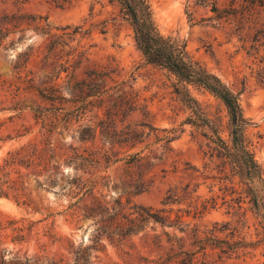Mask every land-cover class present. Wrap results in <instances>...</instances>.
I'll return each instance as SVG.
<instances>
[{"label": "rangeland", "instance_id": "rangeland-1", "mask_svg": "<svg viewBox=\"0 0 264 264\" xmlns=\"http://www.w3.org/2000/svg\"><path fill=\"white\" fill-rule=\"evenodd\" d=\"M152 2L161 30L239 94L264 166V0ZM108 68V92H81ZM178 86L145 58L119 0H0V167L28 200L0 195V246L58 264H264V241L239 254L213 242L231 230L213 233L216 223L246 239L263 226L216 143L181 124L192 112ZM190 90L226 123L221 99ZM88 125L96 133L83 140ZM19 154L30 167L11 163Z\"/></svg>", "mask_w": 264, "mask_h": 264}, {"label": "trees", "instance_id": "trees-1", "mask_svg": "<svg viewBox=\"0 0 264 264\" xmlns=\"http://www.w3.org/2000/svg\"><path fill=\"white\" fill-rule=\"evenodd\" d=\"M129 14L131 24L134 29L135 40L148 61L161 64L175 73L182 86H178V92L186 106L191 110V114L181 123H191L196 126L198 131L211 141L215 142L228 162L232 164L234 173L240 175L243 184L242 193L248 196L251 209L260 217L263 226V235L257 239H246V237L236 238V228L231 226L217 227L214 225L213 233L230 228L225 237L217 235L212 237L213 242L222 251L229 254L245 253L249 247H255L264 241V166L256 157L252 139L246 133V129L251 124V119L244 113L239 94L235 92L221 77L211 71L201 60L194 57L188 48L186 39L179 33H164L157 21L155 8L152 0H119ZM103 71L93 69L90 71V79H83L81 82L90 85V90L86 91L82 87L83 93L87 96L95 95L98 98L108 92L111 88L107 87V77L111 76V70ZM190 85L202 87L212 95L221 99L226 106L228 119L226 123L214 119L210 112L202 105L201 101L191 92ZM125 99L129 98V89H120ZM114 114V113H113ZM227 128L228 135H224ZM177 130V129H175ZM96 128L92 125L79 130V137L88 140L89 136L94 137ZM125 140L131 146L134 136L128 134ZM2 137H0L1 139ZM81 157V155H80ZM82 158V157H81ZM48 165L50 157H47ZM11 163L30 167L33 158L29 155H14ZM76 162L77 159H72ZM9 166L10 162L7 163ZM81 176H75L73 184L78 185ZM24 180L18 184L17 179L11 176V169L3 170L0 167V195L13 196L18 202L28 203L26 192L24 191ZM93 188V187H92ZM157 220L166 222L165 217L153 215ZM227 224L231 225V222ZM14 230H20L16 225ZM24 233L14 235L15 240H22ZM88 260V257H84ZM85 262V261H84ZM0 264H58L50 261L46 256L39 254L20 253L19 250L0 246Z\"/></svg>", "mask_w": 264, "mask_h": 264}]
</instances>
